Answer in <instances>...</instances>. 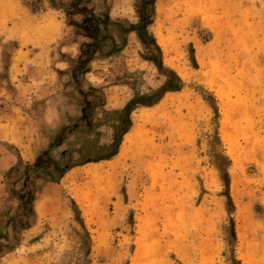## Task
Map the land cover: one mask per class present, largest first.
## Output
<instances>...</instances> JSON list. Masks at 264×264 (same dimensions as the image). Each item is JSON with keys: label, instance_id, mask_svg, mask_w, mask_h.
Wrapping results in <instances>:
<instances>
[{"label": "rangeland", "instance_id": "374dc122", "mask_svg": "<svg viewBox=\"0 0 264 264\" xmlns=\"http://www.w3.org/2000/svg\"><path fill=\"white\" fill-rule=\"evenodd\" d=\"M58 1L67 9L74 2ZM83 4L96 14L109 9L116 19L138 21L134 0ZM22 6H29L28 0H0V12L7 16L4 25L12 23L9 17ZM80 16L76 12L73 17ZM80 30L55 47L78 44L76 50L59 53V58L69 59L59 67L64 73L55 83H45L43 95L23 106L39 122L52 107L54 113L46 114L50 123H42L48 135L81 114L79 106L70 103L71 97L84 100L71 83L70 59L78 58L81 42L89 40ZM152 30L158 43L160 34L169 38L168 49L159 43L163 60L180 75L186 73L181 76L185 86L166 93L153 106L134 110V127L144 111L159 116L140 121L142 131L128 157L76 166L57 182L42 180L35 223L20 230L19 244L0 255L11 256L15 264H81L87 263L89 253L91 264H132L139 239H145L164 252L167 264H201L205 256L210 264H244L249 257H264V0H158ZM89 32L96 35L93 29ZM104 34L98 33L99 38ZM15 42L0 32V74L5 71L3 52H11ZM156 54L131 33L118 54L97 55L85 74V86H103L108 106H122L134 94L123 82L141 93L164 83L166 77L149 60ZM1 80L0 104L17 103L13 81L12 88L6 77ZM112 92L124 99L122 105H114ZM179 122L185 127L178 129ZM3 154L19 157L6 143L0 147V158ZM224 154L231 158L230 166ZM22 160L0 169L2 213L21 209L4 173L22 166ZM226 170L235 204L232 213L222 178ZM16 188H22L20 181ZM73 200L90 231L89 248L84 246L87 234ZM2 213L0 219L8 217ZM4 232L2 242L12 243L14 231Z\"/></svg>", "mask_w": 264, "mask_h": 264}, {"label": "trees", "instance_id": "16d2710c", "mask_svg": "<svg viewBox=\"0 0 264 264\" xmlns=\"http://www.w3.org/2000/svg\"><path fill=\"white\" fill-rule=\"evenodd\" d=\"M49 1L53 6H56V2L57 5L59 4L57 0ZM72 1H74L72 7L70 5V8H66L68 23L74 26L77 32L83 29V35L89 39L81 42L78 58L70 59L73 62L71 71L73 82L71 83L75 84L80 96L84 97L83 101L77 97H71L70 103L77 104L81 114L72 122L58 127L54 134L48 135L49 144L37 155L35 161L25 162L22 166H18L19 164L12 166L4 173L5 183L10 187L12 196L20 200L21 209L16 210L15 213H2L0 211V214L8 216L0 219V223L5 222L0 226V252H7L12 246L19 244L20 239H16L18 232L33 226L35 223L37 218L35 201L41 191L40 182L42 180L48 179L57 182L76 166L116 157L120 152L125 135L134 125L132 117L134 110L140 106H153L160 102L167 92L179 91L185 86V81L181 75L175 69L165 65L162 47L152 30L157 18L158 0H134V9L138 17V21L135 23L121 18H112L109 9L99 14L89 11L87 5L83 4L84 0ZM87 11L89 12L86 13ZM76 12L81 15L78 19L73 17ZM92 29L96 35L89 32ZM102 31L107 32V34L99 38L98 33ZM131 33L137 35L146 49L157 53L149 60L157 65L166 79L162 86L145 93L138 92L130 82H123L122 84L128 85L134 90L132 98L121 108L109 109L105 107L107 97L104 87L96 86L90 82L85 86L87 81L85 74L92 70V61L98 54H118L127 45ZM105 37L106 39H104ZM18 47V42H15L11 52L5 50L3 52L5 71L4 74H0L2 86L1 79L4 77L7 78L9 84L12 82L9 69L13 52ZM88 50L89 52H87ZM63 73L64 71L59 70V75ZM3 106L6 105L0 104V107ZM217 110L215 107L216 113H218ZM224 159L228 160V166H230L231 158L224 154ZM22 161L18 163H22ZM14 172L18 173V176L14 177ZM222 178L227 188L225 193L228 198L227 205L232 213L235 210V204L230 193V174L227 170L223 173ZM18 181L22 186L19 191L16 188ZM73 204L75 212L82 218L80 223L87 234V241L84 246L89 248L92 244L90 231L82 217V210L74 200ZM231 224L232 235L236 239L235 220L232 217ZM8 229H12L15 233L14 241L9 244L1 240L2 237H5L4 231ZM87 258V263L83 261L81 264H91L89 253H87ZM239 263L241 264V262Z\"/></svg>", "mask_w": 264, "mask_h": 264}, {"label": "crops", "instance_id": "0c3cea01", "mask_svg": "<svg viewBox=\"0 0 264 264\" xmlns=\"http://www.w3.org/2000/svg\"><path fill=\"white\" fill-rule=\"evenodd\" d=\"M41 2L43 10L38 12L33 11L29 6L16 8L13 16L9 17L12 23L8 25H4L7 16L0 12L1 35L5 40H13L19 44V47L13 52L9 69L10 79L17 89L18 102L0 107V147L4 143L12 145L19 153V157L3 154V157L0 158V169H6L13 165L18 158H22L25 162H33L38 155V149H45L48 146V134L43 129L42 123H50L46 114L54 113L52 107L46 110L45 120L39 122L36 118L30 117L23 106L24 104L28 106L33 97L43 95L41 93H44L42 90L45 83L57 81L59 70H63L59 67L65 65V62L69 60L59 58V53L62 55L72 49L76 50V46L78 47L77 43H73L58 50L55 49L61 40L70 33L76 32V29L68 23L64 5H57L56 2V6H53L49 0H41ZM110 15L114 18L111 12ZM77 50L79 49L77 48ZM72 55L76 56L75 53ZM3 94V86L0 84V100ZM124 105L109 107L106 99L105 107L116 109ZM121 149L116 157L120 155ZM7 162L8 164H6ZM10 260L11 256L5 258V255H0L1 264H15L13 260Z\"/></svg>", "mask_w": 264, "mask_h": 264}, {"label": "bare ground", "instance_id": "6f19581e", "mask_svg": "<svg viewBox=\"0 0 264 264\" xmlns=\"http://www.w3.org/2000/svg\"><path fill=\"white\" fill-rule=\"evenodd\" d=\"M159 43L162 45V47L168 49L171 42L167 36L160 34ZM181 76L185 78L187 75L186 73H181ZM111 99L115 101L114 105H122L124 102V99L114 92H112ZM156 116H159L158 112L156 111H153V113H147V111H144L138 115L137 120L139 123L125 135L120 153L121 156L128 157L132 153V148L135 146L139 134L142 131L143 126L140 124V121H148L151 117ZM175 126L180 129L183 126L185 127V124L183 122H179ZM212 184H214V182H212ZM132 264H167V261L166 257L164 256V252L157 245H151L150 243L146 242L145 239H139ZM201 264H210L208 257H203ZM244 264H264V257L261 256L257 259L249 257L248 259L244 260Z\"/></svg>", "mask_w": 264, "mask_h": 264}, {"label": "built area", "instance_id": "2783aa9c", "mask_svg": "<svg viewBox=\"0 0 264 264\" xmlns=\"http://www.w3.org/2000/svg\"><path fill=\"white\" fill-rule=\"evenodd\" d=\"M28 5L29 8H31L35 12L43 10V5L41 0H28Z\"/></svg>", "mask_w": 264, "mask_h": 264}]
</instances>
